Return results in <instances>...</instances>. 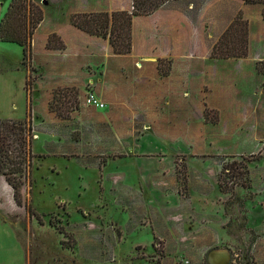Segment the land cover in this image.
Masks as SVG:
<instances>
[{"label":"rangeland","instance_id":"1","mask_svg":"<svg viewBox=\"0 0 264 264\" xmlns=\"http://www.w3.org/2000/svg\"><path fill=\"white\" fill-rule=\"evenodd\" d=\"M0 1L1 23L12 0ZM96 1L92 0L93 5ZM34 2L43 10L46 23L40 24L33 37V58L23 63L20 46L0 42V119L24 121L30 112L35 132L22 207L0 177V264H162L166 256L164 264L177 259L178 264H208L211 255L224 249L230 253L227 264H264L262 8L243 0L171 4L166 11L175 13L153 19L154 24L150 16L134 17L131 53L119 55L108 39L89 35L70 22L75 14L109 12L105 8L110 3L78 12L79 0ZM132 6L131 0L125 11L131 12ZM181 7L186 26L177 17ZM240 11L249 22L248 56L214 58V46ZM143 23L145 31L138 27ZM79 32L85 36L87 52L64 55L67 45L62 35L76 42ZM53 34L57 36L51 46L64 44V50L47 47ZM63 56H85L96 63L135 57L158 60L154 66H143L149 78L124 74L122 95L128 96L129 103L122 107L112 97L110 108L118 124V119L126 124L135 112L131 117L137 125H153L148 133L136 132L137 137L141 135L138 139L148 134L162 138L141 141L132 148L122 146L119 150L127 158L109 159L110 145H116L114 127L104 132L92 126V140L80 145L75 144L81 138L79 131L68 140L63 137L67 132L61 130V137L51 126L54 117L47 111L48 96L53 109L65 116H74L81 105L93 108L86 106L88 93H95L108 109L93 84L83 92L76 87L46 88L38 61ZM96 68V75L92 74L97 83L102 66ZM27 80L32 86L28 94ZM83 114L86 119L76 121L79 125H95L98 117L87 111ZM59 152L86 154L85 162L55 156ZM252 155L260 159L251 162ZM234 163V168L249 167V188L242 186L244 179L231 178ZM220 175L229 187L234 186L233 194L220 189ZM217 232L220 240L203 256L205 240H213ZM220 264L225 263L220 260Z\"/></svg>","mask_w":264,"mask_h":264},{"label":"trees","instance_id":"2","mask_svg":"<svg viewBox=\"0 0 264 264\" xmlns=\"http://www.w3.org/2000/svg\"><path fill=\"white\" fill-rule=\"evenodd\" d=\"M177 0H132L133 10L118 12H98L90 14H75L70 18L71 24L77 29L93 36L108 39L113 51L119 55L131 53V35L134 17L151 16L164 5ZM246 5H259L262 8L261 16L264 20V0H243ZM44 21V12L34 0H12L7 12L0 23V42L16 44L23 50V63L33 58V37ZM53 34L48 40V48L64 50V44L58 47L51 46ZM249 54V22L243 18L240 11L235 20L221 36L213 48L212 56L221 60L246 58ZM30 80L25 83V92L31 90ZM50 110L63 119L70 118L57 113L50 105ZM29 117L24 121L0 120V176L12 188L17 206L22 207V187L30 171L35 138L33 120ZM251 162L260 159L259 155H252ZM237 165L234 163L232 169ZM227 167L223 166V171ZM250 170L246 165L233 169L231 178L244 179L241 183L244 188H249ZM220 180V189L224 193H234V186L229 187L223 179ZM181 180V179H180ZM185 183L187 181L183 179ZM182 181V182H183ZM184 183V184H185ZM183 184V185H184ZM30 212V209L28 207ZM31 213V212H30ZM67 242H64L65 245ZM71 249V248H70Z\"/></svg>","mask_w":264,"mask_h":264},{"label":"crops","instance_id":"3","mask_svg":"<svg viewBox=\"0 0 264 264\" xmlns=\"http://www.w3.org/2000/svg\"><path fill=\"white\" fill-rule=\"evenodd\" d=\"M79 2H81L80 6L77 9H75L78 12L93 11V10H90V7L93 5L92 0H89L88 2H90V3H87L86 5H85L84 0H79ZM96 2H98V3H96L93 6H96L97 4H102L103 2L110 3L112 6L110 8L107 7V9L105 8V10L113 13V12L127 10L129 8V4L131 3V0H99ZM180 2L183 3V2H185V0L176 1V2H172V3H168V4L164 5L157 12H155L153 15L150 16V23L153 22V24H154L155 22L153 21V19L155 20V18H157V17H158V20H159V18H162V20H163L164 17H167V14H170L172 12L175 13L174 11L169 12L166 10L169 6H171V4L180 3ZM2 3L3 2L0 1L1 5H2ZM113 5H118V6H120V8H115V7H113ZM86 9H88V10L86 11ZM94 10L97 11L98 9H94ZM177 11H178V9H177ZM183 12H184V8L182 9V7H181V9H179V13H178L177 17L179 20H182L183 26H184L186 23L184 24L185 15L182 14ZM72 13H77V12H72ZM72 13H70V14H72ZM70 14H69V16H70ZM137 19H142V18H136V20ZM45 23H46V18H44V21H43V24H45ZM138 27H141L142 28L141 30H144L143 29L144 23L140 24ZM150 27L151 26L149 25V27L146 28L147 29L146 31L150 30L149 29ZM60 35H62V34H60ZM62 37L66 40V45H67V50H66L67 52L64 55H67V53L72 54V53H74L75 50H78L80 52V53H78L79 55L80 54L83 55L85 52H87V51H85V48H84V47H86V46H84L85 45L84 42H86L85 36L82 35L81 33H80V38L78 39V41L82 40L80 42L68 41V39H66L63 35H62ZM146 41L150 42L151 40L147 38ZM77 43H82V45H77L78 47H76L75 45ZM157 61L158 60H155L154 58H149V57H135V58L126 59V60L120 59V58L111 59V60L105 59L102 62L96 63L94 60L90 59L89 57H85V56H82V57L63 56V57H58V58L44 57L43 60L38 61V70H40V72L42 73L43 80H41V81H44L46 83V85L48 86L46 88L49 89V91H51L54 88L57 89L60 87L61 88H63V87H68V88L76 87L80 90V92L81 91L83 92V90L86 89L87 85L93 84L94 89H97L96 93L108 105V109H97V110L93 109V108L83 107L81 105L79 110L77 109L76 111H74V113H73L74 116H72L68 119H63L61 117L54 115V113L50 110V100H49L51 97V95H50V96H48V99L46 101V107H47V111L49 113L51 112V117H54V119H52V124L54 123V125H51V126L55 127L57 129L58 133L61 130H65L67 132L66 136H63L60 133L59 134L61 135V137L63 136L64 139H68V140L72 139V134L75 131L81 132V138L79 140H75L76 145H80L82 143L85 144V142L88 141V139L92 140V137H93V131H92L93 127L92 126L99 129V131L101 129V131H104V132L107 130L108 127H109V131L111 132L112 128L114 127L115 129H114V131H112V135H113V139H114V142L116 143V145H114L113 147H112V144L110 145L109 151H111V153L106 155V156H108L109 159H120L122 157L127 158V155L125 156L124 154H122L121 150H119L122 146L127 145L128 147L132 148V147L137 146L141 141L148 142V141L153 140L154 142H156L154 138H156V139L162 138V137H160V135H159V138H157L158 135H156V134H148L142 140L138 139L141 135H139V137H137L135 135V133L139 132V131L141 133H143V131H146L148 133L149 131H151L153 125H150L149 123L137 125L138 123L134 122L135 120L131 117L132 115H134L135 112L131 113V115H130L131 118L130 117L127 118L128 120L125 121V122H127L126 124H123L121 119H118L119 120V124H118V121H115L112 118V112L113 111L110 108V105H112L114 103L111 100L112 97L115 99L116 98L119 99L121 102L120 105L122 107L123 106L125 107L129 103V102L127 103V101H126V97H128V96L122 95V91L126 88V87H124V80H123L124 74L133 73L135 76H137V78H138V75L145 77V78L146 77L149 78L146 75L148 69L147 70L144 69L143 66L144 67L147 65L154 66V64H156ZM35 64H36V61L34 60V66H35ZM138 64H141L142 67L136 68V65H138ZM98 65L102 66V68H101L102 74L100 75L99 82L96 83L95 78H93L94 77L93 74L95 73L94 70L97 69L96 67ZM127 66H128V68H124ZM156 71H157V69H156ZM151 73H152V71H151ZM170 74L171 73H169L165 77L162 76V78L166 79L170 76ZM94 75H96V74H94ZM116 77H118L120 79V81L115 80ZM150 79L153 81L152 78H150ZM41 81L39 80V82H41ZM140 82H142V81H140ZM85 111H87L90 116L98 117L96 123H94L95 125H91V123H87V122H85L83 125L82 124L79 125L77 123L81 120L86 119L85 115L83 114V112H85ZM105 111H106V113L103 114L102 112H105ZM94 119H96V118H94ZM0 120H2V119H0ZM117 132H118V134H117ZM60 140L61 139L59 137V141ZM175 141H178V139ZM55 156L66 157V158L76 157L78 160H80L82 162H85L84 160L86 158V154H79L76 152H71L70 154H65V153L59 152V153L55 154ZM0 177H2V176H0ZM198 221L199 220H197L195 224L199 225L200 223H198ZM190 224L195 225V224H192L191 222H190ZM198 228H200V227H198ZM178 233L180 234L179 230H178ZM186 237H188V236H186ZM189 237H190V235H189ZM218 238H219V232H217V235H215L213 237V240H211V241H209V239L205 240V243H207V245L205 244L206 248H204L202 250L203 256H206L209 253H211L212 248H214L213 245H216L217 242L220 240ZM155 239H159L161 242H165V244L167 245L165 240H162L158 237H156ZM217 252H220L224 255H221V254L216 255L218 257H216V261L214 262V264H220V260H224L226 258V255H227V262L225 264H227L228 260H230L229 250L224 249V250H218ZM166 257L163 258L162 264H164ZM177 260H176V262H174V264H178ZM208 264H213L210 262V259L208 261Z\"/></svg>","mask_w":264,"mask_h":264},{"label":"built area","instance_id":"4","mask_svg":"<svg viewBox=\"0 0 264 264\" xmlns=\"http://www.w3.org/2000/svg\"><path fill=\"white\" fill-rule=\"evenodd\" d=\"M85 103L86 106L93 107L95 109L105 108V104L96 96L95 93H88Z\"/></svg>","mask_w":264,"mask_h":264},{"label":"bare ground","instance_id":"5","mask_svg":"<svg viewBox=\"0 0 264 264\" xmlns=\"http://www.w3.org/2000/svg\"><path fill=\"white\" fill-rule=\"evenodd\" d=\"M0 7H1V4H0ZM1 9V8H0ZM218 254H221V255H224V254H222V253H218L217 252V254H214V255H211V257H210V262L211 263H213L214 264V262H215V260H216V257H218V256H216V255H218ZM223 261V263H226L227 262V255H226V258L224 259V260H222Z\"/></svg>","mask_w":264,"mask_h":264}]
</instances>
